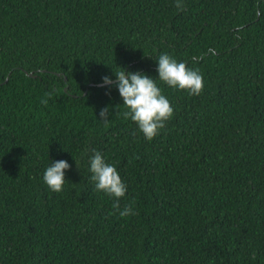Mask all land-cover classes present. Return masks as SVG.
<instances>
[{
	"label": "trees",
	"instance_id": "trees-1",
	"mask_svg": "<svg viewBox=\"0 0 264 264\" xmlns=\"http://www.w3.org/2000/svg\"><path fill=\"white\" fill-rule=\"evenodd\" d=\"M175 4L0 0V264H264V0ZM161 54L203 91L157 80L174 112L148 141L114 72L158 79ZM94 151L134 215L95 190ZM61 160L55 193L43 175Z\"/></svg>",
	"mask_w": 264,
	"mask_h": 264
},
{
	"label": "clouds",
	"instance_id": "clouds-1",
	"mask_svg": "<svg viewBox=\"0 0 264 264\" xmlns=\"http://www.w3.org/2000/svg\"><path fill=\"white\" fill-rule=\"evenodd\" d=\"M175 6L178 11H184L183 0H176ZM156 62L158 79L150 78L140 72H127L120 67V70L114 72L117 80L115 87L123 100L122 106L126 109L118 114L134 122L148 141H152L165 128L166 122L172 118L174 112L169 100L162 94L157 80L173 90L185 91L191 96H199L203 91V76L199 70L188 68L184 62H178L168 54L159 55ZM102 79L101 86L113 85L109 77ZM50 95V93L45 94L46 97ZM47 102V98L41 101L45 106ZM112 111L110 107L102 109L100 120L108 121ZM89 165L95 190L112 198V207L121 217L134 215L132 204L121 207L120 200L126 195L127 185L122 181L117 169L108 164L99 151L93 152ZM69 169L70 165L63 160L52 162L46 168L43 180L49 190L55 193L63 191L66 182L65 172Z\"/></svg>",
	"mask_w": 264,
	"mask_h": 264
},
{
	"label": "water",
	"instance_id": "water-1",
	"mask_svg": "<svg viewBox=\"0 0 264 264\" xmlns=\"http://www.w3.org/2000/svg\"><path fill=\"white\" fill-rule=\"evenodd\" d=\"M30 77H35L34 74H28Z\"/></svg>",
	"mask_w": 264,
	"mask_h": 264
}]
</instances>
